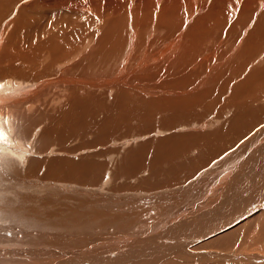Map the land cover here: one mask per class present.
<instances>
[{"label":"bare ground","instance_id":"bare-ground-1","mask_svg":"<svg viewBox=\"0 0 264 264\" xmlns=\"http://www.w3.org/2000/svg\"><path fill=\"white\" fill-rule=\"evenodd\" d=\"M75 1L76 0H0V131H3L7 137L6 142H0V157L16 161L15 164L20 167L30 162L33 156L28 159H26V156H29V147H31L34 141H31L32 143L29 144L24 135H27V138L28 136L33 137L36 131L35 129L40 127V135L38 136L39 142H37L36 145L39 151L46 152L43 153L46 156H41L42 158L33 157V166L31 167L36 165V168L47 166L53 169L55 168L54 171L57 173L80 174V168L85 162L80 159L82 162L78 164V160L76 159L77 161H75L73 159L75 157V152L84 150V148L87 149L90 145L93 147L95 144H86L88 146L85 147L83 145L84 147L78 146V148L76 146L73 148L70 144L71 147L70 145L68 147L73 149L70 151L67 150L66 152L64 151L63 155L59 157L47 152L53 150L51 145L54 143H56V145L57 143L60 144L59 142L65 144L64 142L68 140H65V138L70 134L72 135L73 132L76 133L78 130L83 133L89 131L92 121L101 114L100 108L94 105L96 103H92L93 98L90 100L88 99L89 96L83 97L84 92H86L87 95L88 93L93 95L91 94V89L94 91L99 90L100 92V89L103 88H112L113 90V88L115 89L117 86H123V92H125L126 88L134 89L136 92H134V94L137 96L139 95L140 98L142 96L144 100L146 97L150 99L151 96H155L156 103L151 111L157 114L165 113V115L167 113L178 112L181 115V124L183 122L181 118L184 112L187 113L190 118H194V116L198 114V111L199 113L202 110H206L205 112H207V110H213L216 106H220L221 111L218 118H221V114H223L224 110L232 109L234 112L236 110L238 111L235 113L236 115L234 117L232 115V119H235L236 122L233 123L231 122L232 119L229 120L231 122L229 128L227 127L228 129L224 131L216 132L215 130V132L211 133L207 130L205 132L209 134H205L204 131H202V134L200 132L201 130H199V134H197V132L192 134L193 127V129H190L192 133H187L189 129H185L184 131L187 130L186 134L184 133L185 135L180 139H178L179 136L172 135L173 129L182 128L180 127L181 125L179 126L180 122L179 124H175L176 121L178 123L179 116L175 117L176 121L171 120L170 123H168L169 125L164 123V125H166V130H172H170L171 136H163L162 138L161 134L163 132H160L158 142L161 143H158L155 148L151 146L155 153H153L154 155L152 154L153 158L151 161H153V164L150 165L172 162L178 157L180 158L184 154H187L186 152L191 148L202 151L205 161H207V159L210 160V158H215L218 154L223 152L229 145L235 144V142L240 139L239 137L249 133L256 121L261 125L264 123V0H204L207 1L205 4H203V2L202 4H198L197 2L199 0L196 2L195 0H184V2L183 0H141L143 5L140 7H138L137 0H118L119 2L116 4H109L110 2L108 3L107 0H102L103 2L100 0L98 5L93 4V0H87V3L77 4L74 3ZM47 4H56L55 7H61V9L54 12ZM126 5H128L129 9H127L128 7H126ZM184 8L187 10L186 12L182 10ZM138 9L139 12H137ZM45 12L47 15H43ZM49 12L50 14L48 15ZM257 14L259 15L257 16ZM182 17L184 18L182 19ZM125 18H127L126 20L131 27L130 30V27H125L127 21L124 27L122 26L123 21L121 20ZM73 21L77 22L79 25L81 24L83 29L74 30V27H71ZM65 22H68V24H65ZM42 27L47 28L46 32L50 35L45 42L41 38ZM87 29L90 30V32H87ZM93 29H95V31ZM143 31L149 34L147 37L148 43L146 44L145 40V45H143L144 49H142L144 51L142 52L139 50L141 53L138 52L135 54L134 50L137 49L135 47L138 45L136 44L138 42L135 40L138 39L139 32H142V36L145 37ZM129 33H131V38L128 36ZM140 37L141 36H139V40L142 38ZM80 38H83L82 42L79 41ZM66 40H68V42H66ZM223 41L227 44L228 42L233 43L232 47H234V49L232 53L234 52V54L231 56L233 59L225 58L223 61H216L217 58H222L224 56H220L217 54L218 52L211 54V57L208 58L203 56L206 52L205 50L208 49L209 51V48ZM142 43L139 44L141 45ZM158 45H161L160 50L155 53L152 52V48ZM140 47L142 48V46ZM157 49H155V51ZM99 52L102 54L104 53V56L100 58H104L109 54L117 58L122 56L123 58L121 57L119 61H122L121 66H119L118 69L116 68L117 70L111 67L112 69L110 70H114V72L111 71L110 73L106 68L100 67L99 65L97 66V63H95L96 61L94 63L92 62L94 60H92V58L98 56ZM149 52L154 53L152 57L148 55ZM86 53V57L91 56V58H83ZM133 54L137 55V58L135 57V60L132 61L131 58ZM148 56H150V59L154 58V60L155 58H171L168 60V64H171L170 67L174 70L171 72L167 71L166 75L161 74L162 72L151 70L152 68L150 67L152 65L150 66V64H148L150 67H147V65L143 66L144 63L142 62L149 58ZM202 56L203 60L201 59V62H199L198 58H202ZM75 59H79V61ZM159 60L156 62H159ZM197 60L198 63L196 62ZM254 64L256 65L254 66ZM130 65H132L131 69L129 68ZM160 65L161 64H158V66ZM250 65L251 68L248 70ZM78 66L79 68L77 70ZM142 66L144 68H142ZM140 69L141 72H146L144 76H141L142 74H132L134 71L139 72ZM200 69L205 70L202 73ZM185 71L188 74H186ZM238 71H241V75H239ZM103 91H101V93H103ZM96 93H98V91ZM59 94L62 95V97ZM134 94H132L131 97H133ZM136 95L135 97L138 98ZM123 105L127 107L126 103ZM253 106H259V108L257 109L258 113L256 114L255 112V114L252 113V115L248 107L253 108ZM5 108H9L10 116H7L6 119L4 118L6 123L3 122V117L6 116L4 115ZM51 108L52 111H55L54 114L48 112V109L51 110ZM130 108L132 109V107ZM115 109L116 111H110L112 116H118L119 112L116 106ZM124 109L126 110V108ZM121 114H126V112ZM157 114H155V117ZM177 114L174 113V115ZM108 116L110 115H106V118ZM112 116L111 119L109 117L110 120L113 119ZM166 116H170V114ZM189 116L186 118L189 119ZM203 116L205 117V114ZM90 119H92L91 122H89ZM98 119V122L95 123L98 125L97 129L101 131L104 130V135L106 132V136H103V138L100 137L102 139L100 141L103 142L105 137L107 139L109 138L107 135L111 134L107 132V130H110L108 128L112 129L117 123L115 118L114 121L108 122L105 120L101 121L100 119L102 118ZM151 119H153V117H151ZM237 119L241 121V123L238 122ZM162 120L163 119L160 118V122ZM10 121H12V124L9 123ZM152 121V124L155 123L154 119ZM160 122L158 121L159 124ZM164 122H167V120ZM3 124H8L6 129V125L2 126ZM60 124L63 125L61 128L58 127ZM144 124L145 127H147L146 124L148 123ZM201 124L202 122L196 125L199 126ZM149 125L150 124H148V126ZM164 125H162L163 127L159 125L162 131ZM226 126L224 125V128ZM257 126H259V124ZM145 127L143 126V128ZM196 127L195 129H197ZM151 130L149 129V131ZM204 130H206V128H204ZM196 131H198V129ZM165 132L166 131H164V133ZM149 133L150 132H148V134ZM262 135L263 136L259 138L257 144L264 142L263 132ZM74 136L73 134V137ZM156 136L149 137V141ZM68 138L69 140L71 139L70 136ZM97 143H99V140H97ZM152 143L153 142H151V144ZM153 144L155 145V143ZM33 148L37 150L35 145ZM90 148L91 147H89V149ZM98 149H100V147ZM182 149H184V151ZM148 150L149 149L142 148H139L138 151L136 150L137 153L133 156L136 157L138 163L143 162V158H146L143 156L147 155L146 153ZM36 152H38V150ZM263 155L264 143L259 146L257 145L256 148L249 153V156H246L241 164L235 168L236 170L233 172L234 175L230 179V182H232L234 186L233 189L230 190L232 194L226 193L228 194L226 199L222 201L217 208L218 213H221V210L227 207V202L229 205L230 201L234 200L233 194L236 191L237 182H239V179L244 173L248 172V170L254 166L252 164H255L257 167L260 166L258 159ZM83 159H85V157H83ZM247 160L249 161L246 162ZM143 164L141 166L139 165L140 168H138V170L140 169V171H142L141 167L144 168V166H146ZM87 167H89L88 164L85 168L87 171H90ZM136 167L138 166L136 165ZM133 170L134 169H132V171ZM32 172L34 173V171H31V173ZM39 172L41 171L38 170V172H36L37 175H35L39 176V174H41ZM53 174L54 173L51 175ZM241 192H244V190ZM238 195L236 198L239 197ZM230 197L232 198L229 199ZM3 203H5V201H3ZM7 208L5 207L2 209L3 213ZM8 214H5L7 218L10 217ZM207 214L209 213L205 214L204 220L210 219L212 216L210 215V217H207L209 216ZM190 221L194 227L195 220ZM209 222L211 221L206 222V225H208ZM198 223L200 224V222ZM202 223H204V221ZM180 225L181 223L179 222L175 227L177 228ZM206 229L204 228V230ZM182 231H184V229H182ZM170 232L171 231L166 228V230H163L161 233L150 236L149 239L142 238L143 241L142 245L139 244L140 247L138 243L134 241L139 248H136L137 246L130 248V246L126 244V246H124L127 247L125 250H119L115 253L114 251L113 253L105 252L107 254L110 253L108 257H105V260L101 259L99 254H95V258L91 261L89 259L75 260L73 264H108L106 262L126 264L146 253L150 255L151 253L158 254L162 252V250H164V252L167 250H177L176 248H180L179 246L184 244L185 234L184 232ZM204 235L202 234V236ZM190 236L192 235L190 234ZM120 248L119 246L118 249ZM116 250L117 249H115V251ZM5 251L6 250H4V252ZM44 251L49 252L50 250L45 249ZM13 253L15 252L13 251ZM75 254L77 255L78 251ZM14 255H16V253ZM22 261L12 259L8 264H23L24 262L22 263ZM72 261H66L64 264L72 263ZM0 264H2V261Z\"/></svg>","mask_w":264,"mask_h":264},{"label":"rangeland","instance_id":"rangeland-1","mask_svg":"<svg viewBox=\"0 0 264 264\" xmlns=\"http://www.w3.org/2000/svg\"><path fill=\"white\" fill-rule=\"evenodd\" d=\"M99 1L100 0H93L92 2L93 4L98 5L100 3ZM137 1L138 7L143 5L141 0ZM196 1L198 0H195V2ZM107 2H110L109 4H116L119 1L107 0ZM202 2L205 4L207 1L199 0L197 3L202 4ZM74 3H87V0H76ZM47 5H49L54 12L61 9V7H55L56 4ZM126 7H128V5H126ZM127 9H129V7ZM182 10L185 12L187 11L185 8ZM137 12H139V9ZM259 14H257V16ZM43 15H47L46 12L43 13ZM183 18L184 17H182V19ZM126 19L127 18L121 20L123 21V25L121 23L120 24L123 27L127 21ZM65 24H68V22H65ZM76 24L78 23L73 21V24L71 25V27H74V30L83 29L81 24ZM126 26L130 27L128 21L125 27ZM46 29L47 28L42 27L41 30V38L44 42L50 36L46 32ZM130 29L131 27L129 30ZM93 30L95 31V29ZM87 32H90V30L87 29ZM141 33H138V39L135 38L137 39L135 41L138 42H135L138 44L137 47H135L137 49L134 50L135 54L138 52L141 53L140 51H144L142 49H144L143 45H145V40V43H148L147 37L149 34H146V32L143 33L145 34V39ZM129 34L128 36L131 38V33ZM139 36L142 37L140 38L143 41L140 39V42ZM79 41L82 42L83 38H80ZM66 42H68V40H66ZM139 43L142 44L140 45ZM226 44L227 43L224 41L215 44L209 48V51L208 49L205 50L206 52L203 54V56L208 58L211 57V54L218 52L217 54L224 56L222 58H217L216 61H223L225 58L233 59L231 57L234 54V52L232 53L234 49V47H232L233 43L228 42V44ZM140 46H142V48ZM160 46L161 45L154 46L152 48V52L155 53L160 50ZM155 49L157 50L155 51ZM152 52H149L148 54L151 57L154 54ZM100 53L101 52H99V55L97 54L98 56L92 58V60L94 59L93 61H90L93 63L96 61L95 63H97V66L99 65L100 67L106 68L109 73L111 71L114 72V70H117L118 67L121 66L122 61H119L122 56L117 58L107 54L108 56L100 58L104 56V53H101L102 55ZM135 54L132 55V61L135 60V57L137 58V55ZM86 56L87 53L83 58H91V56ZM150 56H148L149 58L142 62L144 63L143 66L147 65V67H150L152 65L150 67L152 68L151 70L160 73L162 72L161 74L166 75L167 71L171 72L174 70L172 67H170L171 64H168V60L171 58H161V61L160 58H155V60L154 58L150 59ZM203 56L202 58H198L199 62H201V59L203 60ZM75 60L79 61V59ZM158 60L159 62H156ZM198 60L196 61L197 63ZM148 64H150V66ZM158 64H161L162 66H158ZM255 65L256 64H254V66ZM131 66L132 65L129 66L130 69ZM143 66L142 68H144ZM111 67L115 69L110 70L112 69ZM78 68L79 66L77 67V70ZM249 68H251V65L248 67V70ZM201 70L202 69H200V72ZM204 70H202V73ZM135 73L137 75L142 74L141 76H144L146 72H141L140 69L139 72L134 71L132 74ZM185 73L188 74L186 71ZM238 73L241 75V71H238ZM123 88V86H117V88H113V90L112 88H103L100 89V92L97 90L98 93H96V90L94 91L91 89L90 91L93 95H90V93L87 95L86 92H84L83 97L89 96L88 99L90 100L93 98L92 103H96L94 105L100 108L101 114H99L98 117L93 121L92 119L89 120V122L92 121L91 126L89 125L91 128H89V131L84 133L80 132L79 130L76 133L73 132L72 135H69L71 138L70 140L68 138L69 136L65 138V140L68 139L64 142L65 144L59 142L60 144L57 143L56 145V143H54L51 145L53 150L47 152L59 157L63 155L64 151L66 152L67 150H72L74 146L78 148V146L86 147L89 144H95L93 147L91 145L89 146L91 147V150L88 147L87 149L84 148L85 151L80 150L75 152V157L73 159L75 161L78 160V164L82 161L85 162V164H82L80 168V174L72 175V173L66 174L60 172H58L60 173L58 174L56 171H54L55 168L53 169L47 166L36 168V165L34 166L35 168L31 167L33 166V157L42 158L41 156H46L43 154L46 152L39 151V148L36 145L37 142H39L38 136L40 135V127L35 129L36 131L33 137L28 136L27 138V135H24L29 144L32 143L31 141H34L31 147H29V156H26V159L33 156L30 160L31 163L27 162L25 165L20 167L19 165L15 164L16 161L0 157V260L3 258L1 260L2 264H8L12 259L21 261L23 260V264H64L66 261L70 260L73 261L69 264H73L75 260L79 261L89 259L91 261L93 258H95V254H99L101 259L105 260V257H108L110 253H113V251L115 253L119 250H125L127 248L124 247L126 244L127 246L129 245L130 248L136 246V248H139V244L142 245L143 239H149L150 236L157 235L163 230H166V228L172 233L184 232L185 245L181 244L182 246H179L180 248H176L177 250L174 249V251L167 250L164 252V250H162V252H159L158 254H153L150 252V255L149 253H146L126 264H264V155L258 159L260 166L257 167L255 164H252L254 165V168H250L248 172L244 173L239 179V182H237L235 188L236 191L233 194L234 200H231L229 205L227 202V207L223 208L221 213H218L217 211V208L220 206L222 201L226 199V196L228 194H232L230 190H232L234 186L233 183L230 182V179L234 175L233 172L236 170L235 168L241 164L246 156H249V153L253 151L257 145L259 146L264 143L261 142L260 144H257L259 138L263 136L262 132L264 134V123L261 122V125L258 123V121H256L259 126H257L258 124L255 123L254 127L251 131H249V133L241 136L242 139L239 137L240 139H238L235 144L229 145L223 152L218 154L215 158H210V160L207 159V161H205L202 151L196 148H191L194 151L191 149L188 150L186 152L187 154H184L182 157H180L181 159L178 157V160L175 159L169 163L163 162L162 164L160 163L157 165H150L153 164V161L151 160L153 158L152 156L154 155L153 153H155L151 146L155 148L158 143H161L158 142L160 132H163L161 134L162 138L163 136H171L172 130H166L165 126L169 125L168 123H170L171 120L176 121L175 117L179 116L178 123L176 121L175 124H179L180 122L179 126L181 125L180 127L182 128L173 129L172 135L174 134L175 136H179L178 139H180L186 134L188 129L189 130L187 133L193 132L192 134L196 132L199 134L200 132L202 133V131L207 134L208 132H205L207 130L211 133L215 132V130L216 132L224 131L229 128L231 122H236V120L232 118L238 111L236 109L235 112L232 109H227L228 112L227 110H224V115L221 114V118H218V115H220L221 111L220 106H216L215 109L212 108L213 110H207V112H205L206 110H202L200 113L198 111V114L194 116V118H190V116L184 112L183 114L181 113L183 116L181 118L183 119L181 124V115L178 112L166 114H170V116H166L165 113H160V116V114L153 113L151 111L156 103L155 96H151L150 99L146 97L144 100L142 96L140 98L139 95L137 96L134 94V89L125 87V92H123ZM101 91H103V93H101ZM132 94H134L133 97H131ZM135 95L138 98H136ZM60 96L62 97V95ZM125 103L127 107L123 105ZM114 105L118 109V116H112L110 114L111 110L116 111ZM123 107L126 108V110ZM130 107H132V109ZM248 108L251 110L250 114H255V112L256 114L258 113L257 109L259 106ZM8 109H4V115L6 116L3 117V122L5 123L6 117H10ZM48 110V112H51L52 114L55 112L52 111V108L51 110ZM125 112L126 114H121ZM174 113L178 114L174 115ZM105 114L110 116L106 118ZM155 114H157L156 117ZM204 114L205 117L203 116ZM111 116L113 117L112 120H110ZM188 116L189 119H187ZM151 117H153L156 124H152L153 119H151ZM98 118H102L100 119L101 121L105 120L107 122L114 121L115 118L117 123V125L112 127V129H106L107 132L111 134L107 135L109 138L106 139L105 137L103 142L100 141L102 140L100 137L103 138V136H106V132L104 135V130L101 131L97 129L98 125L95 123L98 122ZM160 118L163 119V124L162 121L160 122ZM166 120L167 122H164ZM229 120H231V122ZM237 121L241 123V121L238 119ZM200 122H202L201 125L203 127L201 125H196ZM9 123L12 124V121ZM142 123L144 127V123H148L150 125L148 126V124H146L147 127L143 128ZM164 123H166V125H164ZM192 123L195 124L193 125ZM203 123L207 124L204 125ZM7 125L8 124H3L2 126H5L6 129ZM159 125H164V129L162 128L163 131ZM183 125L188 127H184ZM224 125L227 126L224 128ZM62 126V124H60V126L58 125L60 128ZM195 127L198 129V131H196L197 129H195ZM191 128L193 129V131L191 130L192 132L190 131ZM204 128H206V130H204ZM149 129H152L153 131H149ZM185 129L187 130L184 131ZM147 130L150 132L149 134ZM199 130L201 131L199 132ZM164 131L166 132L164 133ZM73 134L75 135L74 137ZM150 134L153 136L158 134L156 137L150 139V141L152 140L151 142L155 143V145L153 143L151 144L149 141V137H153ZM97 140H99V143H97ZM69 141L72 142L70 143ZM70 144L73 148H70ZM34 145L38 152H36L37 150L33 148ZM69 145L70 147H68ZM99 147L100 149H98ZM139 148L149 149L146 153L148 156L144 155L143 157L146 158H143V162L141 163H138L136 157L133 156L137 153ZM182 150L184 151V149ZM83 157H85V159H83ZM80 159L82 161H80ZM248 161L249 160L246 162ZM86 163L89 166L87 169L90 171L86 170ZM142 164L146 166H144V168L141 167L142 171H140L138 168H140ZM136 165L138 167H136ZM132 169L135 171H132ZM38 170L41 171L39 172L41 174L38 173L39 176L41 175L42 179L44 180L41 179V176L40 178L39 176H36V172H38ZM31 171H34V173L32 172V174ZM51 172L54 174L51 175ZM48 179L52 180L49 181ZM227 184L230 186V188ZM242 190H244V192H241ZM237 195L239 196L238 198H236ZM231 198L232 197L229 199ZM3 201H5V203H3ZM5 207L8 208L3 213L2 209ZM206 213H209L207 214L209 215L207 217H210V215L212 216L210 219L204 220L203 218ZM5 214H8L10 217L7 218ZM190 220H195V222L193 221L195 224L194 227L192 226ZM203 221L204 223H202ZM208 221L211 222L206 225V222ZM179 222L181 225L176 228L175 225ZM198 222H200V224ZM204 228H207V232L204 230ZM182 229H184V231H182ZM190 234L192 236H190ZM202 234L205 235L202 236ZM134 241L138 243L139 247ZM119 246L121 247L120 249H118ZM45 249L50 251L46 252L44 251ZM115 249L117 250L115 251ZM4 250L6 251L4 252ZM13 251L16 253V255H14L15 253H13ZM77 251L78 254L76 255L75 253ZM105 252L110 253L107 254ZM47 255L49 256V259ZM101 255L104 256L102 257ZM106 263L114 264L109 262Z\"/></svg>","mask_w":264,"mask_h":264},{"label":"snow or ice","instance_id":"snow-or-ice-1","mask_svg":"<svg viewBox=\"0 0 264 264\" xmlns=\"http://www.w3.org/2000/svg\"><path fill=\"white\" fill-rule=\"evenodd\" d=\"M7 141V137L4 134L3 131H0V142H6Z\"/></svg>","mask_w":264,"mask_h":264}]
</instances>
